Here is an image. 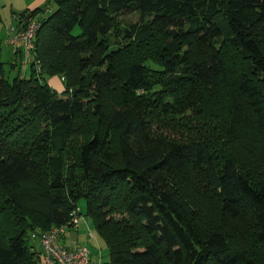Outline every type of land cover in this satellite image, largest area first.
I'll list each match as a JSON object with an SVG mask.
<instances>
[{"label":"trees","instance_id":"16d2710c","mask_svg":"<svg viewBox=\"0 0 264 264\" xmlns=\"http://www.w3.org/2000/svg\"><path fill=\"white\" fill-rule=\"evenodd\" d=\"M28 19L12 79L0 47V264H42L33 238L80 199L110 264H264V0H48Z\"/></svg>","mask_w":264,"mask_h":264},{"label":"built area","instance_id":"2783aa9c","mask_svg":"<svg viewBox=\"0 0 264 264\" xmlns=\"http://www.w3.org/2000/svg\"><path fill=\"white\" fill-rule=\"evenodd\" d=\"M49 13V10H46ZM16 25L8 29V44L13 47L14 52L18 49L22 52L24 62L28 63L31 53L35 49V38L41 24L37 19H28L26 27H20L17 20ZM38 73L40 68L35 66ZM80 217L78 210L72 218L64 225L54 227L48 232L38 235L39 247L42 253V264H100V260H92L90 251L86 247H78L68 250L59 243L67 229H77Z\"/></svg>","mask_w":264,"mask_h":264},{"label":"rangeland","instance_id":"374dc122","mask_svg":"<svg viewBox=\"0 0 264 264\" xmlns=\"http://www.w3.org/2000/svg\"><path fill=\"white\" fill-rule=\"evenodd\" d=\"M32 2H36V3L37 2H40V3L43 2V3H42V5L30 8V10L34 9V8L43 9V8L48 6V0H16L15 4L19 5V6H21V8H23L22 12L20 11V13H16V14L21 15V14L27 12V10H29V8L27 9V5L32 3ZM2 6H3V0L0 1V8H2ZM50 7L52 8V11H54L56 9L54 4H51ZM8 8H10V4L7 5V9ZM1 21L3 22V20H1ZM144 21H145V19H142L137 13H130V14H127V15H123L122 17L119 18V27H118L119 32L117 33V35L120 34V36H119L120 38L116 39V37L113 36V37H111L110 42H113V43L115 41H119L120 42L124 29L129 28V27H131V26H133L135 24L144 23ZM78 33H79V30L77 28L74 29L73 34H78ZM0 47H1V50H2V52H1V61L4 64L5 74H6L8 79H12V77L14 75H16V73H17V68L14 71L10 70V65L16 63L15 57L12 54V50L8 49L4 42L2 43V41H0ZM25 69L26 68H22V70L20 72V75L22 77L24 76V70ZM25 76H26V78L30 77L29 66H27ZM162 77H163V75L162 76H158V79H157L158 83H160V84H161ZM54 79H56L58 82L56 80L53 81ZM63 81H64V79L59 78L58 76L47 78V84L59 94L58 95L59 97H64L65 98V97H67V95L71 94V90L68 89L67 93L64 92L65 90H64V87H63ZM157 116H158V114L156 113V114H154V116L151 119L152 130H154V131H159L160 130V126H159L160 125V121H159L160 117L159 116L157 117ZM177 132L181 136H184L185 138H188V139H189V136L193 137V135H191L190 133L184 132L182 130L177 131ZM185 138H182V139H185ZM78 210L81 213L80 219H82V218L85 219L88 222V224L91 226L92 234H93V236L95 238V239H93V243L96 246L95 247L96 251H98L100 249V251L102 252L101 253V263L100 264H110L109 263L110 257H109V252H108L107 246L105 245V243L96 234L94 226H93V222L91 221V219L88 218V217H85L83 215L85 213V200L84 199H80L78 201Z\"/></svg>","mask_w":264,"mask_h":264},{"label":"crops","instance_id":"0c3cea01","mask_svg":"<svg viewBox=\"0 0 264 264\" xmlns=\"http://www.w3.org/2000/svg\"><path fill=\"white\" fill-rule=\"evenodd\" d=\"M15 3H16V0H3V6H2V8H0V17H1V20H3V22L0 21V41H2V43L4 42L8 49L12 50L13 56H14L13 48H11L7 42L8 37H9L8 29L10 26L16 25V21L14 20V17L19 15L16 13H20V11L21 12L23 11V8H21V6H19V5H16ZM42 3L43 2H41V3L40 2H37V3L32 2V3L28 4L27 9L29 8V10H27V11H31V10L36 9V8H34V9L30 10V8L42 5ZM9 4H10V8L7 9V5H9ZM55 80L56 79H54L53 81H55ZM93 239H95V238L92 234L91 226L88 224V222L85 219L82 218L79 220V224H78L77 229H67L65 232V235L63 237H61L59 243L62 247L66 248L68 250H74L78 247H80V248L86 247L91 253V258L93 260H97L98 255L101 256L102 252L100 251V249L98 251H96V249H95L96 246L93 243ZM33 240L34 241L32 243L35 245V248L40 251L38 238L35 237V238H33Z\"/></svg>","mask_w":264,"mask_h":264}]
</instances>
